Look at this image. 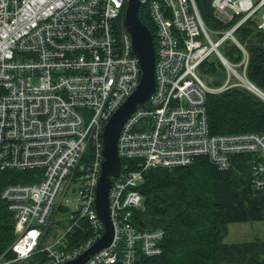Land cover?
<instances>
[{
  "label": "built area",
  "instance_id": "built-area-1",
  "mask_svg": "<svg viewBox=\"0 0 264 264\" xmlns=\"http://www.w3.org/2000/svg\"><path fill=\"white\" fill-rule=\"evenodd\" d=\"M197 1L140 0L154 24V92L118 132L119 173L107 191L112 240L82 264H134L138 253L162 252L163 228L131 222L147 169L185 166L199 155L226 169L230 156L244 152L251 154L252 186L264 190V132L210 134L205 112L207 95L231 88L264 101L246 79L247 48L235 33L249 20L264 32V0H209L208 27ZM125 4L0 0V169L38 170L32 182L1 187L15 235L12 257L4 250L0 264H63L102 234L94 208L101 133L140 79L122 28ZM224 44L237 47L234 63L221 54ZM211 55L221 66L217 81L199 71ZM74 231L87 237L68 245Z\"/></svg>",
  "mask_w": 264,
  "mask_h": 264
},
{
  "label": "trees",
  "instance_id": "trees-1",
  "mask_svg": "<svg viewBox=\"0 0 264 264\" xmlns=\"http://www.w3.org/2000/svg\"><path fill=\"white\" fill-rule=\"evenodd\" d=\"M197 6L201 19L210 26L213 20L209 0H198ZM138 10V19L154 39L148 9L140 3ZM235 33L247 48L246 79L264 94V32L256 30L254 20H249ZM221 54L234 62L239 56L237 47L227 44L222 46ZM199 68L202 78L208 81L222 76L213 59ZM205 101L210 134L264 132V101L251 92L231 88L207 95ZM250 155L233 154L226 169L217 168L204 155L185 166L147 169L137 185L142 207L134 210L131 222L140 230L163 228L162 252L149 257L138 253L134 264H264V240L222 241L228 222L264 220V190L252 186ZM37 171L0 169V190L8 183L32 182ZM13 224V214L0 198V254L5 250L6 257H12L7 248L14 239ZM85 237V231H74L68 245L74 246ZM40 256L35 253L32 257Z\"/></svg>",
  "mask_w": 264,
  "mask_h": 264
},
{
  "label": "water",
  "instance_id": "water-1",
  "mask_svg": "<svg viewBox=\"0 0 264 264\" xmlns=\"http://www.w3.org/2000/svg\"><path fill=\"white\" fill-rule=\"evenodd\" d=\"M140 0H126L125 13L122 18V28L130 37L131 53L139 63L140 79L133 92L117 107L109 117L102 129L101 139L102 159L100 163V173L94 187V208L97 216L102 223L103 231L87 249H83L79 255L70 258L63 264H82V262L91 254H94L99 248L106 247L112 237V227L107 207V191L110 186V177H115L119 173L120 158L116 153V141L119 129L129 118L130 114L144 102L154 92V52L152 36L148 33L145 24L138 19V8Z\"/></svg>",
  "mask_w": 264,
  "mask_h": 264
},
{
  "label": "rangeland",
  "instance_id": "rangeland-1",
  "mask_svg": "<svg viewBox=\"0 0 264 264\" xmlns=\"http://www.w3.org/2000/svg\"><path fill=\"white\" fill-rule=\"evenodd\" d=\"M212 23V22H211ZM210 58H214L212 55ZM234 63V61H230ZM221 70V66H220ZM239 71V68H237ZM208 79V78H207ZM55 228L51 229L48 233L54 235ZM225 236L222 237V241L225 243L229 242H243L244 240L250 241L256 238L264 240V220H255V221H242V222H228ZM43 243L50 242L47 239L42 240Z\"/></svg>",
  "mask_w": 264,
  "mask_h": 264
},
{
  "label": "bare ground",
  "instance_id": "bare-ground-1",
  "mask_svg": "<svg viewBox=\"0 0 264 264\" xmlns=\"http://www.w3.org/2000/svg\"><path fill=\"white\" fill-rule=\"evenodd\" d=\"M255 188V187H254Z\"/></svg>",
  "mask_w": 264,
  "mask_h": 264
}]
</instances>
